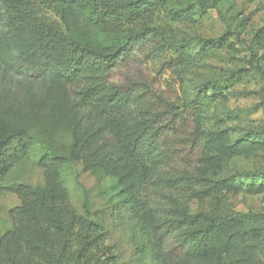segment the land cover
Returning <instances> with one entry per match:
<instances>
[{
  "label": "rangeland",
  "instance_id": "obj_1",
  "mask_svg": "<svg viewBox=\"0 0 264 264\" xmlns=\"http://www.w3.org/2000/svg\"><path fill=\"white\" fill-rule=\"evenodd\" d=\"M0 6V35L10 38L35 21L59 36L110 46L143 25L157 29L159 37L137 46L129 61L115 67L111 84L138 85L139 93L149 87L185 109L195 131L222 136L200 154L181 134L192 125L186 117L177 131L168 129L164 136L173 147L171 160L163 156L138 162L125 147L137 126L135 109L99 115L70 96L46 108L34 124L16 116L0 118V132L25 129L24 154L0 184L1 248L27 255L28 246L39 238V226L60 238L62 225L74 218L77 236L88 222L102 236L90 264H155L148 232L154 242L184 212L249 211L261 214L264 225V138L258 134L264 129V0H161L136 22L107 21L98 27L72 24L51 0H23L17 8L0 0ZM29 12L31 18L24 15ZM221 36L222 44L205 53L193 48L181 54L171 44L194 47L200 39ZM157 41L165 48L156 53ZM209 80L216 83L215 90L200 87ZM3 86L19 91L33 86L43 94L52 88L45 76L0 62V90ZM78 146L76 157L72 148ZM86 162L89 168L83 169ZM144 170L147 203L140 206L134 196ZM189 177L200 178L195 188ZM206 179L218 182L214 188H200ZM59 195L67 208L64 214L55 212L56 221L49 218L47 203ZM180 240L174 233L156 246L166 264H264V249L244 260L246 248L225 249L222 240L202 257L174 255Z\"/></svg>",
  "mask_w": 264,
  "mask_h": 264
},
{
  "label": "trees",
  "instance_id": "obj_2",
  "mask_svg": "<svg viewBox=\"0 0 264 264\" xmlns=\"http://www.w3.org/2000/svg\"><path fill=\"white\" fill-rule=\"evenodd\" d=\"M5 1H10L16 8L23 4V0ZM51 1L72 24L76 22L95 27L107 21L136 22L138 18L153 11L161 3V0ZM7 4L11 6L10 3ZM200 6L206 7L201 2ZM1 13L0 6V17ZM24 15L27 18L33 16L32 12ZM34 23L27 31H18L12 38L0 35V62L8 68L28 69L45 76L50 81L51 93L43 94L33 86H27L20 91L15 87L3 86L0 90V118L16 116L34 124L40 120L46 108L58 100L67 101L70 96L76 98L78 106L92 107L99 115L127 114L135 109L138 116L137 126L130 132L125 147L127 153L138 162H151L152 159L160 161L163 156L171 160L174 154L173 147L168 146L164 136L168 129L177 131L186 117L190 119L192 125L181 134H184L185 143L196 146L200 154L222 137L218 132L195 131L193 121L186 115L185 109H177L175 103L155 93L149 87L145 92L139 93L138 85L111 84L110 73L115 67L129 61L137 46L139 48L146 42H152L154 37H159L157 29L143 25L110 46L91 44L66 35L59 36L56 31L42 29L39 21ZM222 40V36L200 39L194 47L174 41L171 44L181 54L191 52L193 48L205 53L222 44ZM156 45V53L161 47L165 48L164 43L160 44V41H157ZM215 84L209 80L200 87L215 90L217 86ZM154 103L158 105L155 106ZM258 134L264 138V129ZM24 137L25 129L22 127H11L8 131L0 132V184L13 164L23 156ZM237 146L236 143L232 145L234 148ZM81 148L80 146L72 148L74 156L80 155ZM224 148L229 152L232 151L227 146ZM87 163H84L83 169L89 168ZM100 164L105 163L101 161ZM188 180L189 186L195 188L193 185L200 178L189 177ZM217 182L207 180L199 186L214 188ZM148 185L146 171H141L140 184L134 196L136 204L142 206L147 203L145 195L148 194ZM250 186L257 188V185ZM66 208L63 195L51 199L47 203L49 218L53 217L55 220V212L64 214ZM261 218V214L249 211L236 212L232 215L209 214L202 211L184 212L177 220L170 221L171 223L154 242L152 233L148 232L149 240L152 242L153 260L155 264H166L156 246L161 243L162 238H168L174 233L181 239L175 246L177 253L174 255L202 257L208 255L222 240L225 249L246 248L248 255L242 257L245 258L244 260H251L257 252L261 253L264 249V225L261 224ZM74 225V218L67 225H62L60 238L46 231L43 226H39V238L28 246L27 255L0 246V264L92 263L100 250L102 236L96 226L90 222L77 236Z\"/></svg>",
  "mask_w": 264,
  "mask_h": 264
}]
</instances>
